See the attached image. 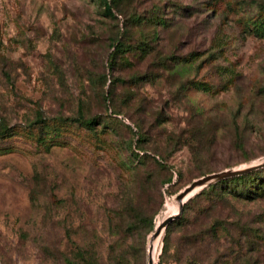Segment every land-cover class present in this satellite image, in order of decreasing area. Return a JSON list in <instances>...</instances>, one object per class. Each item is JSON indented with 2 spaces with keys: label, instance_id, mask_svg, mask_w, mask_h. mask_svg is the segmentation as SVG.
Here are the masks:
<instances>
[{
  "label": "rangeland",
  "instance_id": "1",
  "mask_svg": "<svg viewBox=\"0 0 264 264\" xmlns=\"http://www.w3.org/2000/svg\"><path fill=\"white\" fill-rule=\"evenodd\" d=\"M110 5L0 0V264H148L179 192L264 159V0ZM173 228L171 254L200 231L199 264H264V196Z\"/></svg>",
  "mask_w": 264,
  "mask_h": 264
},
{
  "label": "trees",
  "instance_id": "2",
  "mask_svg": "<svg viewBox=\"0 0 264 264\" xmlns=\"http://www.w3.org/2000/svg\"><path fill=\"white\" fill-rule=\"evenodd\" d=\"M104 11L111 15L110 0H103ZM114 53L118 51L119 45H114ZM65 121L75 122L87 130H92L96 124L95 119H84L81 113H78L76 118H67ZM11 129L3 126L0 129L2 136L9 135ZM264 196V168L254 170L252 172L226 178L209 185L203 189L195 197L184 205L182 215L180 218L171 222L164 232L162 239V250L159 255V264H166L174 262L175 264H199L201 261L196 252L192 254L187 253L185 248L191 244L201 243L200 231L195 232L193 235H181L180 241L175 244L174 253L171 254V236L174 234V226L178 225V229L182 232L184 229L196 228L199 217L205 216L210 213L211 208L216 203H223L228 199H240L244 201H255ZM153 224H150V232L153 230Z\"/></svg>",
  "mask_w": 264,
  "mask_h": 264
},
{
  "label": "water",
  "instance_id": "3",
  "mask_svg": "<svg viewBox=\"0 0 264 264\" xmlns=\"http://www.w3.org/2000/svg\"><path fill=\"white\" fill-rule=\"evenodd\" d=\"M264 168V159H262L261 162L255 165H251L248 167H245L243 169H236V170H225L222 172L210 174L207 176H204L200 179H197L193 181L190 185L185 187L179 194L176 196V202H180L179 210L175 215L169 216L166 218L159 226L155 228V232L153 233L152 240L156 239L161 236L164 229L175 219H177L183 209L184 203H186L194 194L199 192L200 190L208 187L209 185L216 183L218 181H221L226 178H231L239 175H243L249 172H252L254 170H258ZM151 247L149 246L148 249V264H153V261L151 259L150 253H151Z\"/></svg>",
  "mask_w": 264,
  "mask_h": 264
},
{
  "label": "bare ground",
  "instance_id": "4",
  "mask_svg": "<svg viewBox=\"0 0 264 264\" xmlns=\"http://www.w3.org/2000/svg\"><path fill=\"white\" fill-rule=\"evenodd\" d=\"M242 169H243V168H242ZM175 203H176V204L173 206V210H172L173 213H174L173 215H175V214L178 212V210H179V206H180V204H181V203L178 202V201H177V202L175 201ZM171 216H172V215H171ZM159 225H160V224H159ZM159 225H158V226H159ZM158 240H159V237L156 238V239H153L152 242L150 243V247H151V249H152V250H151V253H150V256H151V259H152V261H153V264H154V252H153V251H154V249H155V247H156V244H157Z\"/></svg>",
  "mask_w": 264,
  "mask_h": 264
}]
</instances>
